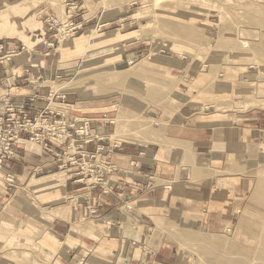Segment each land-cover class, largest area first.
<instances>
[{
    "label": "rangeland",
    "instance_id": "obj_1",
    "mask_svg": "<svg viewBox=\"0 0 264 264\" xmlns=\"http://www.w3.org/2000/svg\"><path fill=\"white\" fill-rule=\"evenodd\" d=\"M64 1L0 0V38L17 64L41 67L40 85L53 95L27 119L35 131L44 116L62 129L45 137L52 151L44 148L38 166L18 177L0 169V264H264V0ZM83 7L95 16L86 29L77 24ZM45 8L55 14L51 33ZM84 36L92 40L83 48L75 39ZM46 46L55 48L48 57ZM183 127L209 140L226 131L232 153L226 162L205 155L177 138ZM33 129L25 147L40 153ZM108 142L151 153L169 181L157 183L191 196L170 209L132 201L125 212L138 242L116 253L53 236L56 221L72 222L70 182L105 190L118 171Z\"/></svg>",
    "mask_w": 264,
    "mask_h": 264
},
{
    "label": "crops",
    "instance_id": "obj_2",
    "mask_svg": "<svg viewBox=\"0 0 264 264\" xmlns=\"http://www.w3.org/2000/svg\"><path fill=\"white\" fill-rule=\"evenodd\" d=\"M84 1L85 0H83V2ZM52 10L51 8H45L43 10V16L47 17L46 24L49 25L48 33H51V31L55 29L54 25H52L54 23L50 22V18H48L51 16V19L54 20L55 14L51 12ZM82 11L84 12L79 14L77 24H79L81 28L86 29L92 24L91 22L95 19V16L87 18V16L90 15V11L86 7H83ZM103 18L105 23H115V20H117L116 15H104L102 20ZM43 32L45 33L44 30ZM49 37L52 38L53 36L50 35ZM2 39L3 38H0V43H5ZM78 39L84 41H80L81 44L83 43V48L90 45L92 40L91 37L85 38L84 36L76 38L75 41ZM43 42L44 40L41 44ZM48 46H46L44 50L46 57L50 56L53 52L52 50L55 49L53 46ZM31 49L32 56L36 48L33 47ZM67 51V49L64 51L65 55H63V57L68 54L69 51ZM29 60L30 62L20 64L14 61L12 67L17 68L21 65L29 66L33 63L32 58ZM31 66V69L23 68L20 73H15L12 76L10 70L12 71L13 68H8L5 63L3 67H0V108H2V106H4L3 103L10 98L14 103L25 105L26 112L30 117H33L52 105L53 95L50 87L40 85V83L46 81L42 74L41 67L35 69L36 67L34 65ZM60 70H58V73L62 72ZM46 73L50 74L49 71ZM57 76L58 79L61 78L59 74ZM32 79L39 85L30 86L29 84H32ZM59 98H61V96ZM113 123H117L116 119L113 120ZM179 130L180 134L176 135L179 140L187 143L199 144L202 148H206L204 152L205 155L211 154L217 161L221 160L220 162H226L229 155L232 153V136L231 134L227 135L226 131L225 138L219 139L218 137L215 139L212 137L209 140L206 132L197 134L201 137H192L186 134V131H184L185 127L182 129L179 128ZM216 133L220 134V131L218 130ZM216 133H213V135ZM25 136V132L22 133L21 140L13 147L14 155L11 159H0V169H2V171H5L4 169L7 171L9 170L8 172L10 174L15 173L13 175L18 177L20 174L25 173L26 164L38 166V161H40V159L37 158L38 155L42 156L46 154V152H44V147L39 144H37L35 151L40 150V153L28 150L27 147H25V142H28L25 140ZM143 142L145 141H140V143ZM105 144L108 154L112 159V164L118 171L108 175V186L106 187V185H104L105 190L102 187L88 189L83 185L82 177L76 181H71L70 184L72 188L70 193L72 194L73 201L72 222H67V218L65 220L59 219V221H56L53 225V236H64L66 234L67 238L70 237L71 244H76V246L81 247L89 244L96 249H106L110 253H116L120 244L127 243L128 245H135L138 242L136 231L131 226V222H133L130 221L131 216H127L128 214L125 212L132 201L137 199L138 202L146 204L144 208H147V204L164 203L165 208L170 209L173 207L172 203H181L184 198H190L191 196L189 192L182 193L178 189V186H175L176 190L170 192L167 189H171V187L167 186L165 183H157L159 179L161 181H169L161 178V174L158 172L161 166L158 165L151 153L146 152V154H139L140 156H138L131 147L123 145V143L108 142ZM140 146L142 145H139V147ZM94 149L95 144L87 145L86 151H79L75 159L79 160L80 155L89 154V152L94 151ZM9 183L13 182L9 181ZM149 207L151 208V206ZM60 221L65 223H61ZM66 224H69V227ZM72 234L76 236L71 237ZM139 240H142V236H139ZM169 257L170 256H167L166 258ZM156 259L164 261L160 254H156Z\"/></svg>",
    "mask_w": 264,
    "mask_h": 264
},
{
    "label": "built area",
    "instance_id": "obj_3",
    "mask_svg": "<svg viewBox=\"0 0 264 264\" xmlns=\"http://www.w3.org/2000/svg\"><path fill=\"white\" fill-rule=\"evenodd\" d=\"M68 6L70 5V0H65ZM5 53V54H4ZM16 53L14 50H9L5 43H0V64H4L3 60L9 55ZM3 54V55H2ZM44 115V114H43ZM41 116V118L43 117ZM27 112L25 110V105L20 103H14L7 99L4 103L3 109L0 112V159L6 160L11 159L14 155L13 147L21 140V135L28 130V127H34L33 137L36 141L44 146L45 150L52 151L48 143L45 142V137L60 138L61 128L57 129L56 125H49L50 118L44 116L42 118V126L37 128L35 131V126L27 119ZM57 124V123H55ZM36 132V133H35ZM84 133V128H82V134ZM10 182L13 179H8Z\"/></svg>",
    "mask_w": 264,
    "mask_h": 264
},
{
    "label": "bare ground",
    "instance_id": "obj_4",
    "mask_svg": "<svg viewBox=\"0 0 264 264\" xmlns=\"http://www.w3.org/2000/svg\"><path fill=\"white\" fill-rule=\"evenodd\" d=\"M116 33V32H115ZM17 54V53H14ZM13 54V55H14ZM13 55H9L6 58H4V63L11 69L12 68V63H14V61L16 62L17 59L13 56ZM17 63V62H16Z\"/></svg>",
    "mask_w": 264,
    "mask_h": 264
}]
</instances>
